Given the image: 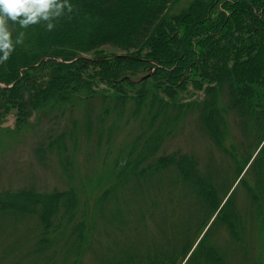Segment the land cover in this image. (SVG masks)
Listing matches in <instances>:
<instances>
[{
	"label": "rangeland",
	"instance_id": "374dc122",
	"mask_svg": "<svg viewBox=\"0 0 264 264\" xmlns=\"http://www.w3.org/2000/svg\"><path fill=\"white\" fill-rule=\"evenodd\" d=\"M144 1L137 2L138 6L137 3L128 5L125 1L120 6L122 11L120 13L122 16H125V13L133 16ZM222 2L224 1L211 6L203 16L201 11L196 9L197 7L188 6L189 0L175 1L173 10L164 12L162 23H159L160 30L154 31L150 36L151 39L156 38V41L167 43L174 49L170 31L171 28H176L177 38L182 37L179 32L183 33L181 30L183 24L180 23L182 19L179 17L188 16L195 30L199 26V29L203 28L207 25L206 20H215L219 11L227 13L228 7ZM179 9L186 11H182L180 15ZM197 10L200 15H196ZM239 15L241 16L226 15L229 16L226 26L235 31L232 44L233 49H238L243 56L241 65H248L249 60L259 55V49L252 43V39L261 36L257 30L249 34L250 28L247 26L251 22L245 10ZM55 18L53 10H49L48 18L45 20L47 24L54 26L59 23L65 25L63 28L72 31L75 38L79 37L78 33L81 39L85 38L81 34L84 23L74 24L69 19L59 22ZM82 18V21L86 22L87 14ZM261 19L264 21V14ZM216 21L217 25L221 23L220 18ZM10 23L12 22H9L8 27L11 26ZM33 28L24 29L25 39L20 43L31 54L35 49L30 44L32 45L40 37L37 33L40 30L34 31ZM28 32L32 34L28 35ZM15 34L18 35L16 32ZM225 36V34L221 35L218 40L220 47L228 46ZM70 42L57 43L56 48L62 53L79 51L78 55L90 60L104 59L97 57L110 54L114 55L107 58L127 56L129 53L146 55L149 48L147 44L142 45L140 42L136 44H140L139 48L130 49H124L114 43H106L85 51ZM197 46L198 44H194V47ZM177 51L179 53L180 50ZM215 54L211 55L216 56L214 61L220 65L222 56ZM211 55L202 56L197 53L190 69L184 70L180 81L176 82L165 75L162 69L156 71L155 66L158 63L150 59L148 64H155L150 71V67L144 70L138 68L134 72L119 68L116 74H128L133 80L143 75L142 78L147 77L156 71L149 79L140 82L141 79L137 82L129 80L128 83L135 84L123 82L122 85L118 82L109 85L99 75L97 76L104 67L118 64L121 59L109 61V64L99 62L82 67L77 62L75 66H80L78 75L80 79L88 81V87L93 94L101 89L119 94V88L122 86L125 88L126 96L133 97L137 90L146 92L147 103L143 106L139 119L131 117V108L124 106L111 112L110 120L103 122L102 129L100 122L97 123L98 106L95 102L87 106L84 111L78 106L71 115L49 113L55 106L68 101H74V104L82 102L79 101L82 90L72 85L77 78L74 75L75 79H72L71 70L66 73V68L63 66L57 72L53 69L50 71L46 66L34 67L38 65L35 63L24 74L25 79L22 84L15 86L23 75L22 72L9 84L0 82V87L10 88L14 85L12 90L22 95V98L16 97L13 100L16 105H12L6 94L1 98L6 104H2L0 110V190H18L20 193L32 189L40 192L49 191V193L56 190L66 192L68 184H71L78 199L74 205V211L77 213L72 221H65L64 216L60 217V221L57 219L55 221L63 225L64 243L61 245L65 247L71 244L76 254L81 255L82 264L97 262L116 264L114 261L117 258V251L114 248L116 240L117 246L120 243L126 245L125 251L120 253L125 255L128 264H164L173 251L174 257L168 260L170 264H185L194 249H191L187 257L185 249L183 253L182 249L191 242L194 248L202 237L207 238L206 230L214 221L221 206L231 198V205L222 209L226 213L222 221L227 219L232 223V228L236 229L238 237L230 235L227 226L223 227L224 232L221 230L218 232V229L213 227V234L217 231L221 238L219 241L215 238H207L208 243L219 248V254L223 257L222 264H264V151H260V147L264 146V115H262L263 121L259 122L255 114L258 110L260 114H264V84L240 76L242 68L238 67L240 65L237 63L233 66L227 65L232 68L227 74L214 70L211 67L212 60L208 62L207 71L202 69L204 58ZM67 61L71 62L73 59ZM0 64L4 70L12 74L7 62ZM177 67L173 65L166 71L170 73L177 70ZM233 73L235 76L230 77ZM49 74L53 79L46 83ZM58 74H62L63 82L56 77ZM162 75L165 76L164 80L161 79ZM39 81L42 82V86L36 87V82L39 84ZM51 81H53V89L47 86ZM55 95L57 98H51ZM155 100L158 104L153 107ZM23 101L27 102L23 104ZM242 108H246L245 114L248 112L252 115L244 116ZM50 117L58 118L55 122L56 126H54L55 120ZM85 117L90 119L92 117L91 127L87 126ZM142 117L147 124H150L145 128L147 127L148 131H157L159 136L152 148L144 151L140 148L142 152L136 154L139 151L136 147L140 143L136 142L135 134L138 133L137 125ZM85 127L91 128L90 134ZM56 137L60 140L64 139V150L61 152L58 148L56 155L48 150L41 154L38 147ZM48 149H53V146ZM127 153L129 156L125 159L123 154ZM66 157H70V163L73 165L68 176L63 171V165L67 163ZM155 158L154 162H150ZM257 182L260 184L257 185ZM113 185L115 196L111 193ZM216 186H219V189H216ZM195 188L202 190H198L195 195L192 190ZM247 193L255 194L258 200L252 201ZM40 198L44 200L46 197ZM219 200L221 203L216 210L214 209L215 211H211V214L214 212L208 223L206 221L207 224L195 227L194 232L187 233L188 228L183 229L197 217L205 216L209 210L205 212L204 209L211 205V210ZM105 202L107 203L104 211L105 219H96L95 215L98 212L96 208ZM250 206H253V211L248 217ZM112 207L120 208L118 221H106ZM24 208L27 207L17 209ZM233 208L238 210V216ZM48 209L49 207L45 206L44 210L48 211ZM16 216L20 217L17 213ZM72 222L84 227L81 239L76 233L74 234V228L71 235L68 234V224ZM1 224L5 226V230L0 235V249L5 242L16 237L21 239L17 251L28 249L26 241L24 245L27 234L23 231L32 229L31 232L35 233L34 216L15 220L14 214L7 212L0 214ZM160 228L165 231L164 236H161ZM101 233L104 236L101 237ZM234 233L237 235L236 232ZM134 235L137 236V241L128 245L127 241ZM225 239L228 242L230 240L231 243L225 241L224 243L229 245L224 246L225 250H223L220 247ZM51 249L38 256L36 263L47 264L49 259H44V256ZM203 251L201 249L198 256L205 264L211 254L207 249L205 253H208L207 258ZM58 254L53 257L54 261L61 258ZM229 255L234 257L233 261L230 260ZM181 257L183 258L178 260ZM199 258L194 254L191 264H196ZM31 259L33 258L29 257L28 261ZM210 263L213 264L214 261Z\"/></svg>",
	"mask_w": 264,
	"mask_h": 264
},
{
	"label": "trees",
	"instance_id": "16d2710c",
	"mask_svg": "<svg viewBox=\"0 0 264 264\" xmlns=\"http://www.w3.org/2000/svg\"><path fill=\"white\" fill-rule=\"evenodd\" d=\"M127 2L128 5H131L133 3L140 2V0H56V3L60 5L59 8H56L55 6L50 8L49 10H53L55 15V20L57 19L59 22H65L68 19L72 21V23H84L82 26V37L85 36V38L81 39L79 33L77 38H75L72 34V31L66 30L63 28L65 25H52V30H47V27L49 24H47L46 20L41 18L39 23L35 25L29 26L34 29V31L40 30L39 33L40 37H38V40L36 42H33V44L30 46H33L35 50L32 51V54L25 50L20 43L16 44V38L19 35L20 32H24V29H21L19 24H13L10 23L11 26H9V30L11 31L12 40L14 43V50L10 53L9 58L5 61L7 62L11 67L10 74L8 71L4 70L3 66L0 64V82L3 83H11L12 81L16 80L18 76L20 75V72L23 73L21 78L15 83V86H18L22 84L23 79H25L24 74L27 70L31 69V65L38 63V65H35L34 67H41L46 66L50 71L53 69L54 71L59 72V68L63 66L66 68V73L69 72L72 75V79L77 78L75 82L72 83V85L75 88H78L82 90V93L79 97V103L74 104V101H68L64 104L57 105L54 108L51 109L49 113H58L60 115H71L73 114L78 106H81L80 110H85L87 106L92 105L94 102L97 104L98 112L96 115L97 123L100 122L101 129L102 124L106 120H110V117L112 116V111H117L121 107H130V115L131 117H134L136 119H139L143 112V106L147 103L146 100V92L142 90H137L136 93H134L133 97L126 96L125 88L122 86L119 88L120 93H111L108 90L101 89L99 91H96L94 94L91 92V90L88 87V81L85 79H80V76L78 75L80 66H75L77 62L80 63L81 67L88 65V64H99V62H107L109 64V61H113L115 59H121V62H117L118 64L114 65H108L103 68V70L98 72L97 76L99 75L100 78L104 79L106 82H108L109 85H113L114 83L118 82V84L122 85L124 82L127 84L129 80L132 82H137L139 79L140 81L145 80L146 78H151L152 75L157 71L161 70L165 73V75H168L173 79L174 82L180 81L181 76L183 75L184 70H189L192 66V62L196 60L197 53H200L202 56H207L211 54H221L222 61L219 65L217 62L214 61L216 58L215 55H211L208 58H204L202 62V69H205L206 71L209 69L208 62L209 60H212V68L214 70H220L221 74H227L229 70L232 71L231 67H228V64H231L229 66H233L239 64L241 67L240 76L246 77V80L249 81H259L258 83L264 84V21L261 19L262 15L264 14V0H223L222 2L224 5L228 7L227 13H224L222 11H219L217 16L214 18L215 20L208 19L205 23H207L206 26H203V28L198 27L197 30H195V27L192 28L191 22H189L190 18L186 15L179 17L182 19L180 23L183 25L181 26L182 32H179V34L182 35V37L177 38L176 34V28H171L170 33H172V41L175 46L174 49L170 47L167 43H160L156 41V38L151 39V34L154 31L160 30L159 23H162V19L164 18V12L165 11H172L174 7H172L175 4V1L177 0H145L143 4H140L141 7L137 8V11L135 12V15L132 16V14H126L125 16H122L120 12V6L122 3ZM222 0H189L188 6L197 7L199 11L205 16L207 12L209 11V8L211 6H216L219 2ZM142 3V2H141ZM237 4V5H236ZM138 6V3H137ZM195 9V8H194ZM196 12V15H200V13ZM246 11V16L248 17L249 25L247 28H250L248 30L249 34L250 32H256V30L259 32V36L261 37H255L252 39V43L256 45V48H258L259 55L255 57L254 59H251L248 61V65H241V59L242 54L241 52L233 49V41L235 39V31L231 30V28H228L226 26V23L229 21V16L226 15L232 14L233 17H240L242 11ZM182 11H186L183 9H179L178 12H181L180 15L183 13ZM84 14H87V20L86 22L82 21V16ZM221 23L217 25L216 19H219ZM113 19V20H112ZM260 20L262 22H260ZM110 21V22H108ZM114 21V22H113ZM120 21V22H119ZM10 22V21H9ZM108 22V23H105ZM165 23V21H164ZM189 23V24H188ZM167 24V23H165ZM171 25V24H168ZM243 26V24H240ZM63 28V29H62ZM28 30V31H29ZM18 33V35L15 34ZM174 33V34H173ZM31 32H28V35H31ZM225 34L227 44L226 47H220L218 44L219 38H221V35ZM174 36V37H173ZM252 36V35H249ZM254 37V36H252ZM80 38V39H79ZM149 38V40H147ZM25 39V38H24ZM23 39V40H24ZM50 41V42H48ZM62 41H71L70 43H73L74 45H77V47H81L83 50H90L93 48H96L98 46H101L103 44H111L114 43L115 45L121 46L122 48L130 49V48H139L140 44H147L148 50L146 51V55H142L140 53H129L127 56L118 55L113 59L104 60V61H98L95 59H89L82 55H78L79 51H69L62 53L59 49L56 48V44L60 43ZM41 42V43H39ZM138 42H140L139 45H136ZM194 44H198L197 47H194ZM208 48V49H207ZM177 50H180L179 53ZM209 50V52H208ZM205 51V52H204ZM27 55H26V53ZM182 53V54H181ZM127 54V53H126ZM2 55V53H0ZM114 54L97 57V58H107L109 56H112ZM27 57V58H26ZM44 58L40 61V59ZM142 57V59H140ZM93 58V57H92ZM73 59V61L69 62L66 60ZM148 59L153 60L154 62H157L158 65L155 66L156 71L147 77L142 78L141 76L137 80H133L130 75L128 74H116L119 68H124L125 71H137L138 68L144 70L147 67L149 68V71L153 64H148ZM37 60V62H36ZM126 62V63H125ZM112 62H110L111 64ZM178 66L177 70L170 71L168 73L166 69L168 70L171 66ZM237 67V68H238ZM21 68V70H20ZM139 69V70H140ZM81 72V71H80ZM13 75V76H12ZM75 75V78H73ZM146 75V74H145ZM234 77V73L230 75V77ZM59 77L60 81L63 82L62 74H58L56 76ZM53 77L49 74V76L46 78V83L52 80ZM116 79V80H114ZM160 79V78H159ZM161 79H165V76L162 75ZM263 80V81H262ZM40 82V81H39ZM53 81H51L47 86H49L51 89H53L52 84ZM128 84H135V83H128ZM36 87L42 86V82L37 84ZM14 86V85H13ZM12 86V87H13ZM14 86V87H15ZM12 87H0V110L2 109L3 105L6 104V102H2L1 98L3 94H6L9 101L12 102V105H16L13 101L16 97L22 98V95L16 94V91L12 90ZM7 89V90H6ZM20 89V88H19ZM11 90V91H10ZM8 91V92H6ZM119 95V96H118ZM53 99L57 98L55 95L54 97H51ZM116 98L118 101H116ZM27 101H23V104H25ZM158 104V101L155 100V105L153 107H156ZM112 106V107H111ZM116 106V109H115ZM247 106V105H246ZM247 108V107H246ZM246 108H242V113L244 116L252 115L247 112V114L244 113ZM261 108V106H260ZM56 109V111H55ZM259 111V110H258ZM257 111V112H258ZM255 113L257 116V120L259 122L263 121V113ZM50 119H54V126H56V121L58 118L50 117ZM87 126L91 127L92 117L91 119L88 117H85ZM150 124L146 123L145 118H141L140 123L137 125V131L138 133L136 135V139L139 144L138 147H136L137 151L136 154L141 153L140 148H143L144 150H149L152 148L155 144L156 138L159 136V133L157 131H148V126ZM145 126H147L145 128ZM85 127L89 134L91 133V128ZM261 142V141H260ZM264 144V143H263ZM48 145V146H47ZM53 146V149H48L50 146ZM65 141L62 138H55L52 140H49L45 145H40L38 147V150H40V153H44L48 151H52L54 155H56L58 148L64 150ZM59 151V150H58ZM260 151H264V146L260 147ZM66 153V151H65ZM40 154V155H41ZM124 158L126 159L129 154H123ZM135 154L133 153V156ZM70 157H66L67 163L63 165V171L66 172V175L68 176L70 171V168L73 167V165L70 163ZM156 160L153 159L150 162H154ZM258 162V161H257ZM256 162V164H257ZM260 170V166L258 167ZM260 182H257V185H259ZM112 195H113V189L114 185L112 186ZM216 189H219V186H216ZM193 193L198 192V190H202L200 188L192 189ZM115 191V189H114ZM252 201L258 200L255 197V194L253 193H247ZM115 196V192L114 195ZM21 197V199H18ZM40 197H46L44 200ZM214 199V198H213ZM11 200V201H10ZM211 202L215 203V201L210 200ZM78 202V199L75 195L74 188L70 184H68L66 192H57L52 191L49 193L47 192H40L35 191V189L25 191L24 193H20L18 190H0V214H5L7 212L13 213L15 216V220L19 218H24L28 216H34L36 220L35 224V233L33 234L31 230L25 229L23 232L27 234V237L24 239V245L25 241L28 244V249L18 252V247L21 243L20 237H16L5 242L4 245H2L0 249V264H39L36 263V260L38 256L46 252L48 249L53 248L54 246H58L56 249H51L50 252L44 256V259H49L47 264H82L81 261V255L76 254L75 250L73 249V246L67 245L63 246L61 245L64 243V240L62 239V235L64 231L62 230L61 224H59L57 221H60V217L64 216L66 219L65 221H72V218L76 215L77 212L74 211V205ZM23 203H29L28 205H22ZM219 203H216V205L210 210L211 205L207 206L204 211L206 212L209 210V212L203 216L202 218L197 217L193 222H189L190 225L186 224L183 228L186 230L187 233L194 232L195 227L201 225H205L208 223L209 219L211 218L213 212L219 207ZM106 202L102 206H98L96 208L97 214L95 215L96 219L104 218V211H106ZM231 205V198H229L219 209L214 221L209 225L208 229L206 230V236L207 238H215L219 241L218 232L223 231L224 226L228 227V233L233 235L234 237H238L236 229L232 228V223L228 222L227 219L223 220V217L226 215L225 211H222L223 208L227 207L228 205ZM21 205V206H20ZM45 206L49 207L48 211H45ZM18 207H27L24 209L18 210ZM233 207V205H232ZM215 209V210H214ZM235 211L236 216L238 210L233 208ZM120 210L119 207H112V210L110 211V214L106 221L113 220L118 221V211ZM214 210L211 214V211ZM7 211V212H6ZM16 211V212H15ZM16 213L20 216L19 218L16 216ZM239 213V212H238ZM49 217H47V215ZM55 217V219H54ZM204 218V219H203ZM57 219V221H55ZM105 219V218H104ZM239 225H241V221H239V217L237 218ZM201 220V221H200ZM198 221H200L198 223ZM207 221V223H206ZM70 224V223H69ZM68 224V234L71 235L73 228L74 234L76 233L79 238L81 239L83 235V226L82 225H75L76 223L72 222V224ZM114 224V223H112ZM213 227L218 229V232L216 231L213 234ZM94 229V228H93ZM161 229V236H164L166 233ZM227 229V228H225ZM5 230L4 225H0V235L1 232ZM194 230V231H193ZM209 230V232H208ZM212 232V234H211ZM236 232L237 235L234 233ZM22 233V235H24ZM117 233V232H116ZM120 233V232H119ZM118 233V234H119ZM122 233V231H121ZM185 233V234H187ZM196 234V233H195ZM194 234V235H195ZM188 235V234H187ZM73 236V234H72ZM104 236L103 233H101V237ZM100 237V238H101ZM193 238V237H192ZM206 237H202V239L198 242V244L193 248L192 242L189 243V245L182 249V253L185 249L186 257L189 255L191 249H194L191 254L189 255L187 261L185 264H191V258L195 254L198 258V254L201 249L204 251V255L208 258L207 254L210 253L211 256H209V260L205 262V264H212L210 262L214 261L213 264H222L223 257L219 254V248H216V246L212 245L210 242L208 243V239ZM31 239V240H30ZM62 239V241H61ZM164 240V238H163ZM162 240V241H163ZM193 241V239H191ZM195 240V239H194ZM61 241V243H60ZM114 241V240H113ZM137 241V236L134 235L133 238L127 241V244L130 245ZM228 240L222 241V245L220 249L225 250L224 246L229 245L228 243L225 244L224 242ZM23 242V241H22ZM57 242V243H56ZM32 243V244H31ZM117 240L114 241V248L117 251V258L114 260L116 264H128L129 262H126L127 259L123 252L125 251L126 245H123L120 243L117 246ZM168 243V242H167ZM203 243V244H202ZM145 248L147 249V243L145 244ZM150 248V247H149ZM60 249V250H59ZM208 249V253H206V250ZM61 255V258L58 259V261H54L53 257L55 255ZM181 253V254H182ZM203 255V256H204ZM236 255V254H235ZM32 257L31 261H28V258ZM174 257V251L172 252L171 256L165 261L166 264H170L168 261ZM185 257V258H186ZM183 257L179 258L178 260H181ZM229 258L231 261L234 260V257L232 258L231 255H229ZM40 259V258H39ZM164 263V264H165ZM93 264H104L101 263H93ZM194 264V263H193ZM196 264H203L201 259H197Z\"/></svg>",
	"mask_w": 264,
	"mask_h": 264
},
{
	"label": "clouds",
	"instance_id": "9594fccd",
	"mask_svg": "<svg viewBox=\"0 0 264 264\" xmlns=\"http://www.w3.org/2000/svg\"><path fill=\"white\" fill-rule=\"evenodd\" d=\"M54 6L60 7L56 0H0V62L6 61L14 50L9 21L19 24L21 29H26L39 23L41 18L47 19L49 9ZM47 30H52L51 24ZM23 39L24 32H20L15 43H22Z\"/></svg>",
	"mask_w": 264,
	"mask_h": 264
},
{
	"label": "bare ground",
	"instance_id": "6f19581e",
	"mask_svg": "<svg viewBox=\"0 0 264 264\" xmlns=\"http://www.w3.org/2000/svg\"><path fill=\"white\" fill-rule=\"evenodd\" d=\"M251 211H253V206H250V210H249V212H248V217H249ZM252 224H253V223H252Z\"/></svg>",
	"mask_w": 264,
	"mask_h": 264
},
{
	"label": "water",
	"instance_id": "95a60500",
	"mask_svg": "<svg viewBox=\"0 0 264 264\" xmlns=\"http://www.w3.org/2000/svg\"><path fill=\"white\" fill-rule=\"evenodd\" d=\"M113 57H115V56H113ZM44 58H42V60H43ZM107 59H110V58H104V59H96V60H98V61H100V60H107Z\"/></svg>",
	"mask_w": 264,
	"mask_h": 264
}]
</instances>
